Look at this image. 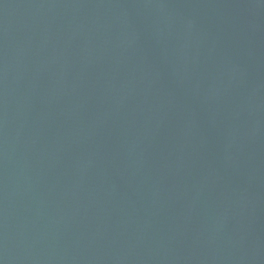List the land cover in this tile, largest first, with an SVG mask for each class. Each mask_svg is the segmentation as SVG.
Returning a JSON list of instances; mask_svg holds the SVG:
<instances>
[{
	"label": "water",
	"instance_id": "95a60500",
	"mask_svg": "<svg viewBox=\"0 0 264 264\" xmlns=\"http://www.w3.org/2000/svg\"><path fill=\"white\" fill-rule=\"evenodd\" d=\"M0 264H264V0H0Z\"/></svg>",
	"mask_w": 264,
	"mask_h": 264
}]
</instances>
